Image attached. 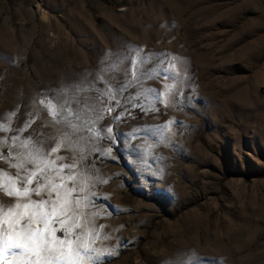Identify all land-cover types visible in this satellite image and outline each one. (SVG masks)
<instances>
[{
	"label": "rangeland",
	"instance_id": "374dc122",
	"mask_svg": "<svg viewBox=\"0 0 264 264\" xmlns=\"http://www.w3.org/2000/svg\"><path fill=\"white\" fill-rule=\"evenodd\" d=\"M0 125L93 264H264V0H0Z\"/></svg>",
	"mask_w": 264,
	"mask_h": 264
},
{
	"label": "snow or ice",
	"instance_id": "6c2138e0",
	"mask_svg": "<svg viewBox=\"0 0 264 264\" xmlns=\"http://www.w3.org/2000/svg\"><path fill=\"white\" fill-rule=\"evenodd\" d=\"M47 106L50 114L55 116V105L49 102ZM0 127L3 126L0 125ZM56 150L53 149V151ZM0 156L3 154L0 153ZM29 159L36 164L38 171H43L31 154H29ZM48 163L52 164L53 162L49 161ZM11 166L18 170L15 179L8 177L3 170H0V190H3L9 197L17 198V203L13 206L7 209L0 207V264H93V261H99L98 255L95 257L91 255L95 251L89 244L88 237L91 236V233L83 235L76 233L74 229L78 225L74 220L72 225L65 230L63 237H57L55 233L58 229L51 227L53 223H60L63 227L69 219H73L75 216L69 199L75 189L65 191V198L59 205V211L55 206L51 211H48L49 202L47 200H41L38 203L28 199L26 202H22L32 192L39 195L47 187V183L38 185L34 189L29 188L27 185L33 182L37 172L24 169L23 163ZM64 167L69 166L65 165ZM21 169H24L27 175L20 176ZM21 179L26 180L27 184L17 187ZM68 179H74V177H68ZM60 187L62 185L52 184V189L57 190L58 197ZM52 203L56 205L57 201ZM68 213H72V215L69 216Z\"/></svg>",
	"mask_w": 264,
	"mask_h": 264
}]
</instances>
